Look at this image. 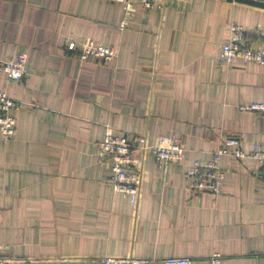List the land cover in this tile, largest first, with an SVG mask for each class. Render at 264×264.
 <instances>
[{"label": "crops", "instance_id": "crops-1", "mask_svg": "<svg viewBox=\"0 0 264 264\" xmlns=\"http://www.w3.org/2000/svg\"><path fill=\"white\" fill-rule=\"evenodd\" d=\"M124 12L109 0H0V59L24 57L22 81L0 74L20 106L0 136V257L12 264H103V258H188L191 264H264V172L223 156L220 192L185 177L228 138L264 149V122L240 106L264 102V66L221 61L231 26L243 45L264 26V0H152ZM88 42L108 61L80 60ZM73 43L76 52L67 51ZM178 138L180 162L142 156L134 206L111 183L106 132Z\"/></svg>", "mask_w": 264, "mask_h": 264}, {"label": "built area", "instance_id": "built-area-1", "mask_svg": "<svg viewBox=\"0 0 264 264\" xmlns=\"http://www.w3.org/2000/svg\"><path fill=\"white\" fill-rule=\"evenodd\" d=\"M122 5L124 12L131 10L134 3L149 9L153 6L152 0H109ZM252 34L261 43V48L253 50L243 45L244 30L238 25L231 26L229 40L221 48V61L230 63L238 59L242 64L255 63L264 66V26L253 30ZM67 51L76 52L73 43L67 46ZM78 58H96L108 61L115 57V51L107 46L88 42L78 51ZM0 74L8 81L20 82L23 80L24 57L0 59ZM20 102L5 92L0 91V136L7 140L15 134L16 119L13 115ZM241 112H253L261 116L264 122V102H255L239 107ZM101 153L106 154L111 160V183L116 192L128 196L131 206H134L140 194L142 156L149 151L158 167H166L170 163L180 162L184 158L185 149L181 141L174 136L160 135L155 143L147 145L142 136H114L106 132L102 141L98 144ZM223 156H231L237 159L251 158L259 163L264 172V149L257 147L249 152H243L238 145V140L228 138L215 151L210 160L204 164L194 162L188 166L185 177L189 181V188L194 192L208 191L212 194L220 192V185L224 178V172L220 168V160ZM220 256L214 254L211 264H218ZM152 259L132 258H103V264H154ZM161 264H191L188 258H167L160 261ZM0 264H12V260L1 258Z\"/></svg>", "mask_w": 264, "mask_h": 264}]
</instances>
